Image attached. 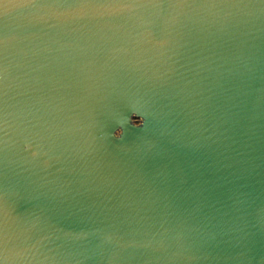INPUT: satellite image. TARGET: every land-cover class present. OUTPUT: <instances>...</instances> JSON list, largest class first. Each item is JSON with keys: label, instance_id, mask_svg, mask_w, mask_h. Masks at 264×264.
Masks as SVG:
<instances>
[{"label": "water", "instance_id": "water-1", "mask_svg": "<svg viewBox=\"0 0 264 264\" xmlns=\"http://www.w3.org/2000/svg\"><path fill=\"white\" fill-rule=\"evenodd\" d=\"M0 264H264V0H0Z\"/></svg>", "mask_w": 264, "mask_h": 264}, {"label": "clouds", "instance_id": "clouds-1", "mask_svg": "<svg viewBox=\"0 0 264 264\" xmlns=\"http://www.w3.org/2000/svg\"><path fill=\"white\" fill-rule=\"evenodd\" d=\"M131 124L133 127L139 128L142 125V119H132ZM114 136H115V138L119 139L121 136V132L120 131L115 132Z\"/></svg>", "mask_w": 264, "mask_h": 264}]
</instances>
